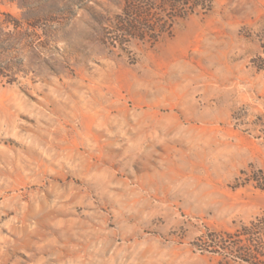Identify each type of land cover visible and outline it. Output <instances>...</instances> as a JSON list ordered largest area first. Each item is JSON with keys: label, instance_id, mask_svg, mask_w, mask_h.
Here are the masks:
<instances>
[{"label": "rangeland", "instance_id": "1", "mask_svg": "<svg viewBox=\"0 0 264 264\" xmlns=\"http://www.w3.org/2000/svg\"><path fill=\"white\" fill-rule=\"evenodd\" d=\"M124 0H0V264H216L264 215L251 64L264 0H212L156 42L102 39Z\"/></svg>", "mask_w": 264, "mask_h": 264}, {"label": "trees", "instance_id": "2", "mask_svg": "<svg viewBox=\"0 0 264 264\" xmlns=\"http://www.w3.org/2000/svg\"><path fill=\"white\" fill-rule=\"evenodd\" d=\"M212 0H124L120 12L103 29L102 39L125 48L132 40L156 42L173 27L194 15L210 12ZM259 52L252 66L264 80V31L258 37ZM232 113L243 131L264 142V115ZM263 184L258 188L262 189ZM200 249L216 256V264H264V215L240 224L226 233H211L200 239Z\"/></svg>", "mask_w": 264, "mask_h": 264}]
</instances>
